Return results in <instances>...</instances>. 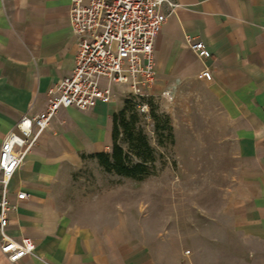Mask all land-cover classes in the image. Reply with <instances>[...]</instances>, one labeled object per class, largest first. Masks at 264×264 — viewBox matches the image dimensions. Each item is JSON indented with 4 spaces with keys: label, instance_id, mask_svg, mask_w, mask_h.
<instances>
[{
    "label": "crops",
    "instance_id": "obj_1",
    "mask_svg": "<svg viewBox=\"0 0 264 264\" xmlns=\"http://www.w3.org/2000/svg\"><path fill=\"white\" fill-rule=\"evenodd\" d=\"M175 1L152 45L151 100L167 91L185 111L209 119L211 134L225 136L211 147L234 152L225 214L250 248L248 262L264 264V0ZM68 17L69 0H0V143L21 114L43 109L46 92L71 71L76 45ZM186 39L203 42L210 57L197 58ZM204 68L210 80L201 77ZM122 107L116 92L89 111L62 110L25 156L10 190L22 188L28 198L10 211L6 233L31 238L35 251L15 264L193 263L181 248L184 218L136 243L120 202L107 207L105 197L91 193L81 221L69 210L63 216L60 184L69 181L61 170L78 153L95 159L111 150L113 116ZM0 264H10L1 253Z\"/></svg>",
    "mask_w": 264,
    "mask_h": 264
},
{
    "label": "rangeland",
    "instance_id": "obj_2",
    "mask_svg": "<svg viewBox=\"0 0 264 264\" xmlns=\"http://www.w3.org/2000/svg\"><path fill=\"white\" fill-rule=\"evenodd\" d=\"M126 108L115 141L136 163L135 147L145 137L152 150L151 157L147 155L148 161L152 159L149 175L142 180L121 177L105 171L87 153H78L75 163L60 172L69 181L60 184L58 205L63 216L69 210L74 220L81 221L83 200L93 193L105 197L107 207L120 202L123 223L132 226L133 242H146V237L162 234L184 218L187 228L181 248L186 260H194L192 264H258L248 262L250 248L244 246L241 233L230 230L225 214L234 152L211 149L216 142L226 143L225 136L211 134L209 119L185 111L171 99L151 100L146 115L138 114L131 104Z\"/></svg>",
    "mask_w": 264,
    "mask_h": 264
},
{
    "label": "built area",
    "instance_id": "obj_3",
    "mask_svg": "<svg viewBox=\"0 0 264 264\" xmlns=\"http://www.w3.org/2000/svg\"><path fill=\"white\" fill-rule=\"evenodd\" d=\"M177 6L175 0H69L76 45L73 67L47 91L43 109L21 114L0 143V253L10 264L35 251L31 238L14 239L6 233L10 211L28 198L22 188L10 190L25 156L67 108L89 111L111 103L117 92L146 115L156 75L153 41ZM186 45L200 60L210 57L203 42L186 39ZM201 77L210 80L206 68ZM159 97L171 99L167 91Z\"/></svg>",
    "mask_w": 264,
    "mask_h": 264
},
{
    "label": "trees",
    "instance_id": "obj_4",
    "mask_svg": "<svg viewBox=\"0 0 264 264\" xmlns=\"http://www.w3.org/2000/svg\"><path fill=\"white\" fill-rule=\"evenodd\" d=\"M130 103L124 101L122 109L113 116V131H112V147L110 152L96 153L94 157L98 164L107 172H114L116 175L121 177L130 178L134 180H142L147 175H149V168L147 167L148 163L152 161L147 160L148 157H151L152 150L148 145L145 137L140 139L138 146L135 147V157L138 158V162L131 163L128 159V156L123 153L122 148L116 143L117 128L121 118L123 117L126 107H129ZM129 134V138L131 137ZM143 154L145 156H143Z\"/></svg>",
    "mask_w": 264,
    "mask_h": 264
}]
</instances>
